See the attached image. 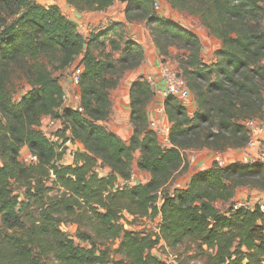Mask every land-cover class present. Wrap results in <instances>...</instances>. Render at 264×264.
Masks as SVG:
<instances>
[{
    "label": "trees",
    "instance_id": "16d2710c",
    "mask_svg": "<svg viewBox=\"0 0 264 264\" xmlns=\"http://www.w3.org/2000/svg\"><path fill=\"white\" fill-rule=\"evenodd\" d=\"M65 1L82 13L116 0ZM123 1L129 21L146 22L162 61L171 48L180 51L176 72L196 109L165 97L170 129L162 143L147 111L156 91L142 75L129 88L133 132L125 141L103 124L111 91L146 56L124 24L86 39L58 4L0 0V264H169L154 249L186 242L203 255L198 264H264V201L234 207L238 189L264 192V160H214L186 186L170 187L187 170L186 151L243 148L251 140L246 121L264 118V0H165L221 40L211 62L200 36L158 12L156 0ZM68 67L82 68L78 107L64 104L53 72ZM18 80L29 89L15 99ZM43 117L59 124L50 137ZM69 141L83 149L64 162ZM24 148L36 162L22 159ZM138 151V169L151 175L139 183L131 179ZM218 200L229 208L216 207ZM127 214L151 217L158 231L128 229ZM62 225L77 226L78 242ZM115 241L120 259L111 255Z\"/></svg>",
    "mask_w": 264,
    "mask_h": 264
},
{
    "label": "crops",
    "instance_id": "0c3cea01",
    "mask_svg": "<svg viewBox=\"0 0 264 264\" xmlns=\"http://www.w3.org/2000/svg\"><path fill=\"white\" fill-rule=\"evenodd\" d=\"M156 1H159L162 7L163 6L164 7L167 6L168 8L170 7L165 2V0H156ZM40 3L46 5L52 4V3H44V2H40ZM67 7L68 8L62 12L64 13V15H66V17H68L71 21H73L77 25L78 30L86 39H88L93 32L101 31L106 27H108L111 23L121 22L124 24L126 37L131 38L132 40L138 42L145 50L146 56L142 64L133 70L126 71L123 74V76L120 78L118 86L115 89H113L119 95L121 93L120 90H123L124 94L117 98H114V100L113 98L111 99L112 112L108 120L110 118L115 120L116 126L114 128L110 127V130L119 134L120 137H122V139H124L125 141H128L133 132V126L131 123V98L129 94L130 85L142 75H144L147 79H149L151 75L155 78L157 77L158 80H160L158 84L162 85L163 81H161V68L162 66H164L165 61H161L162 56L159 54L156 46L153 43L146 22L139 20L129 21L127 19L126 16L127 3L124 2L123 0H116L114 4L105 11L82 12L81 13L82 16L80 18H78L75 15V9L69 6ZM168 8L165 10V12L162 13L165 17H168L167 14L170 12ZM196 19L198 23H200L199 19L198 18ZM183 25L187 26L186 24ZM187 27L192 29L199 36L200 34L204 36H209L211 38L210 40L214 41V48L212 49V53L210 52V48L207 52L208 47L206 46V43L203 42V39L200 36L202 40V56H204L206 61L208 62L213 61V58H215V51L218 48H220L222 45L221 40L214 37L211 34V32L201 23L195 28H191L189 26ZM206 54L208 55V57L206 56ZM72 71H73V67H68L63 70H58V72L54 73V75L58 77L60 83L64 88L65 93L72 96V98L73 97L80 98V88L79 85H76L72 80ZM110 98H111V94H110ZM164 99H165L164 96H161L156 92L153 100L147 106L151 127L156 131L162 127L164 128V130L170 129V122L168 121L165 112ZM188 100L189 101L185 103V105L187 106L190 112H193L196 109V102L194 100V97L190 94ZM66 106H70V104ZM46 119H48V122L51 121L49 120V118L43 117V120ZM124 126H126L127 129L126 128L122 129V127ZM260 137L264 138V118L262 120H256L254 128L251 129V139L259 143L258 138ZM69 145H73L74 147H77L76 149H83V145L79 142H74V143L71 142ZM23 151H28V150L24 148ZM247 151L248 150L246 149V147L238 148V149H229L224 152H214L209 149L193 151L192 154L188 156L191 165L189 164L190 165L189 168L183 171L184 175L182 176V180L178 181L177 183L175 182L174 186L176 187L186 186L189 183L193 174L199 170H205L209 168L214 161L213 159L219 158L222 159L224 162L228 161L229 163H231L234 161L243 160L247 156L246 154H248ZM248 152L252 156H257L261 158L258 148L256 150L248 151ZM263 152L264 150L262 151L261 155H263ZM262 160L264 159L262 158ZM64 161L66 160L64 159ZM133 168H134L133 170L134 181L139 183L150 179L151 175L149 172L140 171L138 169L137 160H134ZM243 189L245 188L238 189L235 197L236 201L238 199H241V202H244V200L241 197L246 190ZM257 191L258 190L249 188L247 192L255 193ZM223 204L224 202L220 200L215 202V206L218 208H221Z\"/></svg>",
    "mask_w": 264,
    "mask_h": 264
},
{
    "label": "rangeland",
    "instance_id": "374dc122",
    "mask_svg": "<svg viewBox=\"0 0 264 264\" xmlns=\"http://www.w3.org/2000/svg\"><path fill=\"white\" fill-rule=\"evenodd\" d=\"M38 1V0H37ZM38 2H44V3H52V4H58L61 8L62 11L66 10L68 7L65 3L64 0H39ZM167 7V6H166ZM166 7H162L159 4V9L157 10L158 12H165V10L168 8ZM75 9V8H73ZM76 10V9H75ZM168 10L170 11L167 16L168 18H171L172 20H177L180 23L186 24L187 26L191 27V28H195L196 26L200 25V23H198L197 19L198 17L193 16V15H189L186 12H182V11H176V10H172L171 7L168 8ZM79 18V17H78ZM149 30V29H148ZM150 33V31H149ZM151 35V34H150ZM201 38L203 39V42L206 43L207 48V52L210 48V52L212 53V49L214 48V41L212 42L209 36H204L202 34H200ZM153 40V39H152ZM180 51H178L177 48H171L170 50V54L166 57H164V59H166L165 61V66H168L170 69L177 71L178 69V62L177 59L175 58L176 55L179 53ZM206 52V53H207ZM206 56L208 57V55L206 54ZM203 59H205L204 56H202ZM214 59V58H213ZM163 60V57L161 58V61ZM210 60V59H209ZM206 61V59H205ZM54 73H57V70H53ZM152 76V75H151ZM29 89V85L26 83L25 80H18L17 81V88H16V93L14 98L17 99L19 98L21 95H23L24 93H26V91H28ZM120 90V89H119ZM121 93L120 95L118 93L115 92V90L111 91V99L113 98H117L121 95L124 94L123 90H120ZM119 91V92H120ZM189 100H186L185 102L187 103ZM104 126L110 130V127L114 128L116 126V122L113 119H107L103 122ZM41 125H43V129L48 131V134L53 135L56 133V131L58 130V122H55L53 125L48 122V120H44L43 123H41ZM126 128V126L122 127ZM161 129L164 130V128L162 127ZM160 140L163 142L162 140V136L160 135ZM258 150H259V154L260 156H262V151L264 150V138L260 137L258 138ZM68 147V151L67 154L65 156V160L64 162H70V160H72V155L71 153L75 150H77V147H74L73 145H65ZM263 149V150H262ZM194 150H189L186 151L184 153V158H185V163L187 165V169L189 168L190 161L188 159V156L192 154ZM261 151V152H260ZM23 155L22 157L27 153V151H23L22 152ZM248 154H246L250 160L253 162L255 160H260V157L257 156H252L248 151ZM139 158V153H135V160H137ZM216 160V159H213ZM222 160V159H221ZM214 162V161H213ZM228 161L224 162V165L228 164ZM190 164V165H189ZM183 171L180 173H177L174 178L171 181L170 187H173L175 185V182L177 183L178 181L182 180V176H183ZM52 185V184H50ZM243 190H246L243 194H242V199L244 200V202H247L248 204H254V203H258V202H263L264 200V192H260L257 191L255 193H248L247 191L249 190V188H245ZM237 202H241V199H238ZM229 203H224L220 209L222 210H227L229 208ZM126 227L130 230H135V231H145V232H156L158 231L157 228V221L156 220H152L151 217H141V218H137V219H133L132 216L130 215H126V221H125ZM76 225H62V229L64 231L69 232L70 235L73 236L74 240L76 242H78V240L74 237L75 233H76ZM118 247V241H115L113 244H110V248H111V255L115 258H121V256L119 254H116L114 251L115 249ZM155 254H157L160 257H165L166 255L169 256L170 254L174 255L176 254L178 256V262L179 264H198L202 261H204V257L201 254H198L196 251V245L194 243L191 242H186L183 245H180L179 247L175 248V249H171L169 247H165L163 245H158L155 249Z\"/></svg>",
    "mask_w": 264,
    "mask_h": 264
},
{
    "label": "built area",
    "instance_id": "2783aa9c",
    "mask_svg": "<svg viewBox=\"0 0 264 264\" xmlns=\"http://www.w3.org/2000/svg\"><path fill=\"white\" fill-rule=\"evenodd\" d=\"M155 8L158 9L159 8V2L155 1ZM82 72V68H75L72 71V80L76 85H79V80H80V74ZM151 84L155 87L156 92L158 94H160L161 96L167 97L169 95L177 97L178 99L182 100V101H186L189 99L190 97V92L188 91V89L186 88V84L184 79H182L181 77L178 76L177 72L170 69L168 66H162L161 68V81H163V84H158V82L160 80H158V78L150 76L148 79ZM63 101L65 105L70 104L71 107H78L80 104V98L78 97H73L68 95L67 93H64L63 96ZM80 110H82V108H79ZM255 121L256 120H247L246 121V125L249 128H254L255 126ZM50 123L53 125L55 123V121L51 120ZM44 134L48 137H50V134H48L47 130H44ZM159 136H162V140L164 144H168L169 143V130H163L161 128H159L157 130ZM54 140H57L56 137L51 136ZM71 142H67V145L70 144ZM258 143L251 139L247 145L245 146L246 149L248 151H253L256 150L258 148ZM264 159V152L263 155L261 156V159ZM22 159L26 162V163H31V162H36L37 161V156L32 154L30 151H27V153L22 157ZM216 160L218 161L219 165L224 166V161L216 158ZM244 162H251L250 158L248 156H246L243 159ZM132 180H134V175L132 174L131 177ZM239 206H250L248 203L246 202H239L237 203L234 207L237 208ZM263 210H264V206H262ZM178 256L176 254L169 255L168 258V263L169 264H178Z\"/></svg>",
    "mask_w": 264,
    "mask_h": 264
},
{
    "label": "water",
    "instance_id": "95a60500",
    "mask_svg": "<svg viewBox=\"0 0 264 264\" xmlns=\"http://www.w3.org/2000/svg\"><path fill=\"white\" fill-rule=\"evenodd\" d=\"M75 15L79 18L82 16V14L78 10H75Z\"/></svg>",
    "mask_w": 264,
    "mask_h": 264
}]
</instances>
